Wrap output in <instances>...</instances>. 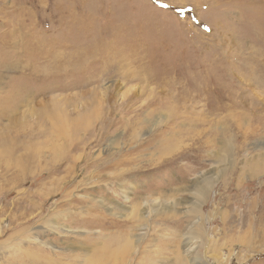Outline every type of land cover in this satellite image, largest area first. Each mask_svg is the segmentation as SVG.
<instances>
[{"label": "rangeland", "instance_id": "obj_1", "mask_svg": "<svg viewBox=\"0 0 264 264\" xmlns=\"http://www.w3.org/2000/svg\"><path fill=\"white\" fill-rule=\"evenodd\" d=\"M113 239L264 264V0H0V264Z\"/></svg>", "mask_w": 264, "mask_h": 264}, {"label": "bare ground", "instance_id": "obj_2", "mask_svg": "<svg viewBox=\"0 0 264 264\" xmlns=\"http://www.w3.org/2000/svg\"><path fill=\"white\" fill-rule=\"evenodd\" d=\"M122 239H124V241H125V238H122ZM122 243H123V241H121V240L119 241L117 239H115V241L113 239V240L107 242V244L104 243V245H103L104 250H103V252L100 253V255L98 257V264H118L117 262H118V257H119L120 251L116 252V250L120 247V245ZM152 263H153V261H152Z\"/></svg>", "mask_w": 264, "mask_h": 264}]
</instances>
